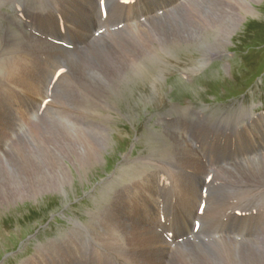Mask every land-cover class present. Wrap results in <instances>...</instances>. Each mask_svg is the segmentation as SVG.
Here are the masks:
<instances>
[{
  "label": "rangeland",
  "instance_id": "374dc122",
  "mask_svg": "<svg viewBox=\"0 0 264 264\" xmlns=\"http://www.w3.org/2000/svg\"><path fill=\"white\" fill-rule=\"evenodd\" d=\"M33 2L0 1V264H21L40 247L44 257L38 264H134L126 258L130 248L121 239L131 235L134 222L150 224L154 215L149 208L140 212L127 210L126 204L116 198L115 190L136 178L140 183H158L167 191L164 196H174H163L162 203L173 201L179 211L193 214L197 199L202 196L201 177L181 172L179 189L170 182L162 184L164 178L155 180L154 173L143 177L149 170H159L157 164L165 168V156L172 145L183 167L199 173L207 167L178 134L183 128L181 124L161 121L166 116L196 126L226 127L239 141L260 146L240 166L215 171V176L226 183L223 190L215 176L206 184V204L198 233L203 237L208 235L201 234L209 232L219 234V238L198 243L185 241L173 250L189 264H230L242 255L226 254L235 244L264 247V225L240 240L225 236L232 233L228 226L234 218L244 216L242 210L234 213L224 206V199L231 200L224 198L228 192L241 198L236 192L237 182L251 185L248 191L253 190L254 194L249 198L264 190V155L254 157L263 150L264 119L254 121L259 133L256 140L247 130L236 126L234 117L230 118L246 109L264 116V0L252 1L251 12L240 13L236 29L223 46L213 44L214 35L209 34L208 26L204 31L195 27L189 36L176 40L168 55L125 74L120 64L111 59L117 55L115 46L120 48L116 41L97 47L86 41L91 35L89 30L95 29L98 21L99 0ZM147 4L145 10H165L162 0H150ZM194 4L201 5L200 10L193 11L198 24L204 20L203 24L222 26L228 21L224 15L225 1L191 0V7ZM129 7L130 4L125 5L115 15L111 5L113 17L125 24L137 22L138 17L129 14ZM149 12L145 13L146 18L151 16ZM112 22L110 13L104 23L115 25ZM52 33V37L57 35L58 45L49 42ZM95 34L89 39H103V34ZM31 35L39 40L34 46L25 45L23 42L28 43ZM53 51L54 57L50 54ZM16 63L23 68L24 89L5 77ZM17 74L16 79L20 78L19 71ZM39 97L44 103L40 108L36 106ZM211 120L221 122H205ZM84 141L86 152L87 146L93 145L99 157L87 165L79 164L78 168L74 156L65 154L69 146L81 148ZM96 142L101 145L97 147ZM203 146L217 151L214 145ZM155 154L165 158L153 160ZM61 163L70 178L58 189ZM33 182L52 189L35 196L23 193L16 194L14 200L5 198L16 187ZM113 200L115 205L106 207ZM124 211L128 214L123 215ZM73 221H83L85 227L72 226ZM68 227L73 230L70 232ZM86 227L90 234L82 230ZM49 242L53 244L51 248ZM109 252L112 256L120 254L117 261L105 258ZM251 262L264 264V248L252 252Z\"/></svg>",
  "mask_w": 264,
  "mask_h": 264
},
{
  "label": "bare ground",
  "instance_id": "6f19581e",
  "mask_svg": "<svg viewBox=\"0 0 264 264\" xmlns=\"http://www.w3.org/2000/svg\"><path fill=\"white\" fill-rule=\"evenodd\" d=\"M31 1L32 3H35L33 2V0ZM146 1L148 2L150 0H99V2L97 3L98 13L96 14V18H98V21H95V29L92 28L89 30V32L91 33L92 36L96 32L95 34L96 37L98 36L100 37L103 34V39L91 40L89 39L91 37L90 35V37L86 41L89 43V46H94V47H97L98 45L108 46L110 44H115L117 42V44L115 45L119 44L120 48L118 49L115 46L114 51L117 55L111 59H113L115 62L120 64V69H122L124 74L125 71L128 72V70H130L131 72L133 69L137 70L136 69L137 67L140 66L143 67L144 63L147 61L150 60L158 61L163 56L168 55V52L171 51L173 47L176 46V40H178L179 37L183 38V36L184 37L189 36L192 33V29H195V27L198 28L200 27L203 31L209 27L210 28V30H208L209 34L214 35L213 44L223 46V43H225L226 39L236 29L237 22L239 20L238 17L240 16V13L247 14L251 12L252 9L251 2L255 0H237V1L221 0V2L225 1L226 10L224 11L225 12L224 15L226 16V19H228V21L225 22V24L222 26H219L218 24L206 25L203 24V22H205L204 20H202L200 24L197 23L198 19L195 17V14H193V11L195 10V8L200 10L199 6L201 5H199L200 4L199 2L197 6L196 4L192 5L193 7L192 8L191 0H178V2H176L175 0H162V3L165 8V10L162 12V10L157 11L159 8L153 10L152 7H150V10L147 9L145 10V7L149 5L147 4ZM151 1H159V0H151ZM205 1L209 2V0H205ZM128 4H130V7L128 8L129 14L138 17L137 22H141V21L143 22L137 23L134 20L133 22L125 24V21H122L117 17H113L112 15L113 10L111 9V5L113 6L116 15L125 5ZM24 10H26V8ZM147 12L151 13V16H149L150 14H148L149 18H146L145 16V13ZM110 13H111V20L113 21L111 25L115 24L113 26L110 25L108 26L107 23H104ZM64 21L67 22V20ZM101 24H105L106 27L105 26L99 27V25ZM68 25L71 27V29H75L74 28L75 26H72L70 22L68 23ZM123 26L124 29L118 30ZM82 31L86 32L85 29H82ZM49 35L51 39V41L49 42L52 43L53 45H58L55 42L58 39L57 35L55 34L56 35L55 37H52L54 35L53 33ZM31 37L32 39L28 38V43L27 42H23V43L25 45L30 44L34 46L36 44V41H38L39 39L34 38L35 36L33 35H31ZM116 37H118L119 39H117ZM14 40L15 39L13 38V41ZM43 42L44 45H48L49 47H51V45L46 41ZM14 46L16 45L14 44ZM53 53L54 51L50 52L52 57H54ZM17 71H19L20 73V78L18 77L16 79V76H18ZM22 74H23L22 66L16 63L13 66V70L10 69L9 74H7V76L5 77L11 83L21 86L24 89L23 86L25 85V82L22 80ZM104 93L106 94V92ZM42 95L43 94H41L40 96L42 97ZM41 97H39V100L36 104L37 107H39V105L44 106L43 101H41L43 97L42 98ZM229 116L230 115H228V117ZM233 117L235 119L233 122L236 123V126L247 130L256 140H259L258 137L259 133L255 129L258 128V124H256L254 128V121L260 119L263 120L264 116L262 113H255L252 111H248L246 109L231 115L230 118ZM225 119H223L222 121H224ZM161 121H164L165 123L168 124H174L175 121L180 123L183 128L179 129L180 133L178 134L180 135V137L185 138V141L187 140L188 146L190 145L194 153L198 154L199 158H201L200 159L201 162L207 167H205L202 170V173L195 172L190 168L183 167L182 163H180L178 159L176 148L172 145L169 155L165 156L167 157V160L165 162V168H162L159 164H157L159 170L157 169L149 170L150 172L146 173L143 177H146L148 175H153L154 173L155 180L164 178L165 181L162 180L161 181L162 184L165 182L166 183L170 182V184L173 187L179 189L178 181L181 177V172H188L194 174L195 176L201 177L200 187L202 185L203 187H201L200 192L202 196H199V198L197 199V203L194 207V213L191 214L188 211H179L175 207L173 201L166 200V203H162V197L165 194H167V191L163 190L158 183H156V185L148 184V180H145V182L140 183L139 181H135L138 178L130 180L129 182L122 183L115 190L116 198L121 199L122 203L126 204L125 205L126 209L131 210L133 212H140L143 208L151 209L152 214L154 215V221L150 224H143L140 221L134 222L131 235L122 238L121 241L123 242L124 245L129 246L130 249L125 253V256L129 261L133 262L134 264H189L185 262V258L182 255L177 254V252L173 250L176 244H180L185 241L194 242V243L207 242L209 240H214L219 238V234H212L209 232L208 234L207 233L201 234V235H208L206 237H203V236H199L200 233H198V229L202 225L200 215L206 204V201L204 199V195L207 189L206 184L211 182L212 176H215V171L221 170L222 168L229 166H235V167L240 166L242 160L246 159L252 151H254L256 148H259L260 146L258 145L253 147L252 145L239 141L238 139H236L235 134L231 130L228 131L226 127H217L214 124L196 126L194 124H191V122H180L179 120L172 118V116L162 117ZM205 122H221V121L211 120ZM262 124L264 125V123ZM203 144L214 145L217 148V151L207 150L204 148ZM100 145L101 142H96L97 147H99ZM94 148L95 147L93 145H88L86 152L85 141H84V145L81 146V148L69 146L68 153L65 155L74 156L73 161L77 164L78 168H80L79 164L82 163L87 165L88 162L94 161L99 157L98 150ZM261 148L263 150L254 154V157L264 155V146ZM208 153L210 155H208ZM165 157H160L158 156V154H155L152 158L153 160H161L164 159ZM60 168L62 172L60 175V179H58V181L56 182V187L58 189H62L64 183L68 181L70 178V174L66 170L65 164L61 163ZM186 169L189 170L187 171ZM196 174H201V175H196ZM215 178L217 179L223 190L226 187V183H224L222 177L220 176H215ZM235 185L237 186L236 192L241 195V198L239 199L238 194L236 193L228 192V194L224 195V198L230 197L231 200L227 201L226 199H224V206L229 210L233 211L234 213L239 210H242V215L244 217L234 218V220L228 226V229L232 231V233H226L225 236L226 237L234 236L237 237L238 240H240L241 238L249 236L250 233H253L258 229H261L264 225V190L259 191L258 195H256L255 197L249 198L254 194L253 190L248 191L251 185L244 184L243 181L237 182L235 183ZM44 186L47 185L36 184L35 182L29 183L26 184L25 187H21V188L16 187L14 189V192L10 194H5V198H10L11 200H14V197L17 196L16 194L20 196L23 193H26V196L27 195L35 196L39 192L46 191L47 189H52V188H44ZM164 197L168 198L174 196H164ZM115 200L107 203L106 207L115 205ZM259 211L261 212V214H259ZM122 214L127 215L128 212L124 211ZM81 222L83 221L80 222L73 221L72 226L76 224V226L84 228L85 227V225L83 224L84 222L83 223ZM71 227L68 228L70 229ZM72 230L73 229H70V232ZM82 230L90 234L87 227ZM238 244L239 243L235 244L231 249L226 251V254L228 255L233 254L234 252H239L242 254L236 259L233 258L230 264H257L251 262L252 252L255 249L264 248V247L256 244H248L247 246L242 245L238 247ZM52 245L53 244L51 243L49 247L51 248ZM42 249L43 248L40 247L37 253L33 257L25 259L24 261L21 262V264L40 263V260H42L44 257V255H42ZM119 255L120 254H118L117 256H112L109 252L107 256H105V258L109 260L117 261ZM195 264H200V263L199 261H196Z\"/></svg>",
  "mask_w": 264,
  "mask_h": 264
}]
</instances>
